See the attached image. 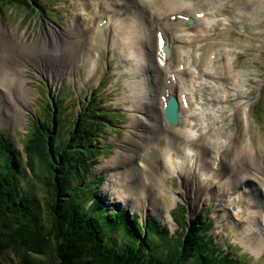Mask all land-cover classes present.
Listing matches in <instances>:
<instances>
[{
    "label": "rangeland",
    "instance_id": "obj_1",
    "mask_svg": "<svg viewBox=\"0 0 264 264\" xmlns=\"http://www.w3.org/2000/svg\"><path fill=\"white\" fill-rule=\"evenodd\" d=\"M97 1L106 0H38L36 4L30 0H0V27L6 30V32L0 31V59L3 61V65L9 67L11 74L16 75L17 73L15 70L18 69L16 64L19 63V57L23 61L25 58V64L28 69L24 71L25 74L23 78L25 82L21 85H25L31 90L30 96L28 94L26 101L23 103L25 111L20 121H13V119L5 121L3 119L0 120L1 135L4 137L8 136L10 148L13 150L12 152L10 151L11 149L4 150L0 147V170L7 171L14 163L17 165L16 171L19 185L25 193L39 199L46 193L50 196L51 193H53V188L47 183L48 172L46 169L50 167L47 157L45 161L44 156L40 157V164L29 168L25 163L27 158L26 154H23V159H21L20 156L19 150L24 147L23 144L27 143L32 133L29 122H31V120L38 121V119H44L41 125L47 126L51 120V115H49L50 109L52 110L51 114H53V108L55 107V119L58 120V122L53 124L56 130H59V134L57 137H55L56 133L53 134L54 139L52 140V144L54 145L55 143L64 141L72 126L73 120L78 117L77 113H79L81 107H84L85 103H87L86 99L88 96H92L93 92H96L93 96L94 99L92 103L96 105L99 104L96 108L102 107L101 113L97 112V114L107 112V115L102 114L103 118L97 119L98 122L102 123L100 125L101 129L99 130L101 136L96 135V137H92L97 140L93 143L100 152L98 153V159L92 163L91 170L90 167H81L82 157L76 160L72 157V159H70V165L72 167H75V165L77 166L76 170L72 168V173L76 172L74 181H72V179L68 181V178H62L63 174L60 171L57 172L58 180L63 186L68 184V189L79 188L77 200L82 201L84 204L82 210H91V208L94 207V209L101 214L100 218L105 217L109 221L112 219L113 221L115 220L114 222L117 223V226L113 225L111 229L107 228V230L111 235L110 238H112L115 243L119 242L123 244L124 234H122V229L125 228V226L130 225L131 227H135L137 225L136 222L133 223L130 219L134 211L140 214L139 219L142 223L145 222V219L148 217L154 218L161 225L172 227L170 231L173 232L177 228V224L170 218L171 214L169 217L167 212L173 207L175 208L178 203H184L187 205H183L186 209L185 215L189 217V220L194 218L197 213H200L206 218H208V216L211 218V233L215 236L217 245H221L222 243V248L231 250V253L238 257L237 262H245L244 264H264V196L262 195V188L258 187L257 184L254 185L256 183L254 180H251L247 185V180H242L239 183V177H233V172L225 165H220L221 167H215L213 165L212 167H214L215 170L212 171L213 168L210 167L212 163L208 164V162H211L212 153L210 157L207 156L208 162H204L203 168H195V171L191 173V178H186L183 172L182 174L179 173L180 171H178L174 165L171 169H165V171L162 172L166 180L164 183L165 185L163 184L158 187L150 188L146 186V191L149 190L146 195L142 193L143 190L136 191L137 188L141 186H138V184L145 178L144 173L146 167L142 168V166H140L139 158L131 155L128 157L125 156L124 153H129L128 149L134 146L131 140L138 137V134L142 132L152 133V128L148 126L147 121L153 119V117L157 118V115L164 113H161L160 106L156 104L157 99L155 96L159 90L157 87L159 81L157 78L156 80L158 82L154 80L155 75L151 64L153 62V57L150 55V51H148L146 45L149 36H154L156 31L152 24L151 26L149 25L152 21L149 19L147 20V17L150 18L151 14L149 10L143 9L144 4L141 0H130V2L133 3L132 6L129 7V9L126 8L128 10L122 18L116 19L124 24L125 31L127 26H131V28L127 29L128 33L124 35L125 38L123 40H118L123 41L126 47H128L127 49L116 44L114 42L116 39L112 41V34H116V31L112 30V28L108 26L109 24L100 25L101 20L99 22L101 26L99 33H101V35L100 38H98V42H96L98 52L97 50L92 51L93 54L92 56L90 55L91 57H84L85 63L83 66L80 61L82 56L79 57L78 62L80 66L75 75H64V77L60 78V74L58 75L59 79H56L55 83L51 84L52 80L46 78L43 72V76H41V70H39V68H34L33 63L26 58V49L20 47L21 41L23 43L25 42L23 38H25L26 42L29 44L28 47L35 45L40 39L43 40L44 38H47V44L53 42V39L56 38L61 39L62 37L64 40L71 39L73 38L72 32L67 29L70 24L74 22L76 23L74 32L77 34L74 37L76 39H82V35H84V38L88 41L89 30H87L85 34L82 29L86 31V28L93 27L92 24L89 25L90 19L93 17L95 18V23L93 22V24L96 26L97 21L102 19L106 12L103 7L97 4ZM260 1L259 3L254 0H220L214 4L215 2H211V0H181V2L187 6L194 5V9H207L213 7V9H217L222 7L223 13H225V22L228 24H226L224 32L211 40L214 44V47H212L213 50H211L213 52L216 51V54H218V61L225 64L227 55H221L219 52H225L228 49L232 60H236L235 70L243 74L245 80L247 77V81L243 85L241 84L237 91L232 93L237 96L228 94L231 96L230 100L232 101L226 102L230 104H224L223 106L229 108L230 111L227 117L224 114V118L219 119V122L217 118H215V120H209L208 108L212 105L214 109L212 110V115H215V113L216 115L219 114V112L217 113V109L221 107V103H217L215 99L220 96L224 90L219 92V88H217L216 91H214L209 86V88L207 87V89H205L206 93H203L204 90L199 91L197 93L199 107L204 105L203 102H205L206 98V103H208L204 106L208 120L203 121L202 119L205 116H200L202 117L200 118V124L204 122L203 126L206 128L208 127L207 122L209 127L213 128L218 126L222 120H224L225 127L231 124V130H238L239 139L237 141L240 142V150L245 154H248L249 149L244 145V141L249 142V135H251L252 145L255 142L257 146L262 143L261 153L264 152V110L262 113H259V111L264 108V87L261 89V84H264V21L262 20L264 18V0ZM121 3L122 2L114 3L112 7L108 8H111V10L113 9V13L114 11L118 13L122 5ZM245 3H248V7L252 6L253 10L247 11L244 7ZM130 10L136 11L130 12ZM120 14L118 17L121 16ZM192 15L190 16L191 18ZM72 18H74V22ZM177 19H180L179 16ZM193 21L195 23V16ZM133 22H135V28L134 25H132ZM146 22L148 24H146ZM222 22H224V20H222ZM117 24H119V21H117ZM147 25L150 26L149 30H146ZM185 26H187L186 23ZM217 28H220L219 25ZM216 29L211 27L209 34H217ZM192 33L193 32H191V34ZM128 34L130 38L135 41L131 47L128 45ZM42 40H40V43L43 42ZM94 41H96V39H94ZM61 42L63 43L62 39ZM197 45L201 47V44ZM192 46H195V44H190V46L187 45L185 48L179 49L182 56L184 55L185 59L189 60V63H192L193 56L196 57L197 62H201V57L199 58V55L201 56L202 53H205L207 58L210 48L204 51L201 50L200 47ZM18 47L20 49H18ZM196 48L199 49L197 50ZM12 51L16 52L14 53L15 55H11V53H13ZM77 52L81 53L82 51L79 49ZM83 53L84 52L81 54ZM16 56H18L17 59ZM57 57L59 56H52L49 60L41 58L38 65H44V68L48 69L49 73L55 74L57 66H59V63L55 60ZM208 58L210 57L208 56ZM201 65L202 64H198L194 68H206V66L203 65L201 67ZM194 68H192V71ZM216 69L222 70L220 66ZM216 69H212V71ZM157 71L156 73L160 74L158 69ZM197 71L198 69L195 73H197ZM180 78L182 79L179 74V84L181 82ZM183 83L182 87L188 84L186 82ZM138 89L140 91H138ZM240 91L246 93L244 99H240L244 97ZM140 94L143 95L142 98ZM52 95L54 97L50 98ZM138 96H140L141 99H139ZM78 98L80 100H78ZM98 98L100 99L98 100ZM136 99L140 100L137 102H142L140 106H137L138 103H135L136 101L134 100ZM82 102L84 104H82ZM144 103L146 106L142 107ZM238 105H244L245 109H247V118L242 111H237L235 107ZM81 115H79V117ZM62 117H64V120L60 121L59 119ZM164 118L165 117L162 115L158 118V122H161L162 125L168 123ZM246 126L248 127L246 128ZM45 129L46 127H44V130ZM227 129L229 128H226V130ZM34 130L39 132L35 127ZM159 134L161 133L157 131L155 137L153 136L154 143L157 142ZM129 137H131L130 140ZM108 142L111 144L104 146V149L101 148L103 144ZM69 150L74 152L78 151L72 144L69 146ZM168 150L169 149L163 152V160L166 159ZM16 151L19 152V156L16 154ZM182 152L183 153L177 154L178 160L180 159L179 157H181L178 161V165L183 164L182 157H184L186 153L184 149H182ZM171 153L176 155L174 152ZM192 155L193 153L190 156ZM185 156L190 157L189 154ZM148 157H150V155H148ZM249 158L251 163L250 166L249 164L248 166L249 169H251L253 165L255 167V160L250 156ZM156 159L158 160V166L162 169V160L158 155ZM217 160L220 164L219 158ZM52 165V168L54 166L61 168L62 164H60V162H54ZM201 170H205L207 174H210V171L213 173L217 171L215 172L218 174L217 177L219 175L224 176L219 179L222 182L225 181V185L220 187V190H217L222 184L218 179L216 180L217 184L214 186L215 188L205 189L208 186H197L198 179L206 178V176L200 172ZM93 171V176L85 174L86 172L93 173ZM64 173V175L68 176L70 171ZM196 174L197 179L194 177ZM84 175L86 179L82 183L81 178ZM97 175L102 176L104 179H96ZM179 175H181L180 180ZM128 176L130 177L126 178ZM233 178H235L237 182H235ZM89 179L92 180L89 182ZM186 183L189 185L187 186ZM160 187H163L162 189L168 191V193H164L163 190H160ZM236 187H239V189ZM122 189L125 193H129L126 199H123V195L125 196L124 193H118ZM232 190H238V192L232 197H229L226 193ZM137 196H139V199L135 200ZM85 197L87 198L83 200ZM180 206L182 205L179 204L175 208L176 213H182ZM258 210H260L256 217L258 220L253 224L250 223L248 218L253 212H258ZM122 211L127 214L124 215ZM255 243L256 245H254ZM9 254L12 256L9 255L12 259H10L8 255H0V264L17 263V257L12 252H9ZM187 264L197 263L193 259Z\"/></svg>",
    "mask_w": 264,
    "mask_h": 264
},
{
    "label": "bare ground",
    "instance_id": "obj_2",
    "mask_svg": "<svg viewBox=\"0 0 264 264\" xmlns=\"http://www.w3.org/2000/svg\"><path fill=\"white\" fill-rule=\"evenodd\" d=\"M141 1L144 4L143 9L145 8L149 10V13L151 14V17H150L151 19L147 17V20L149 19L152 21L151 23H149V25L151 26L152 24V26H154L155 31H156L154 33V36H149L148 42L146 44L148 51H150V55H152L153 57V62L151 64H152V70L154 71V75H155L154 80H156L157 78L159 81L158 82L156 80L158 82L157 87L159 89L155 96V98L157 99L156 104L160 106L161 113L164 112V109H163V104L165 101L164 97H167L168 95L172 93H176L177 91H180L179 92L180 95L185 93V97L186 99H188L190 110L184 108L183 104L182 105L180 104V108H179L180 116H179V123H178L179 125L177 124L178 126L177 125L171 126L168 123L166 125H162L161 122H158V118H160L161 115L165 117L164 119H166L165 113H162L161 115L160 114L157 115V118L153 117V119H149L147 122H148V126L152 128V131H151L152 133L142 132L138 134V137L131 140V143L134 145L132 146L133 149L132 148L128 149L127 147L129 153L125 152L124 153L125 156L129 157L131 155L136 158H139V161L141 164L140 166H142V168L146 167V170L144 173L145 178H143L142 182L138 184V186L139 185L141 186L140 188L138 187L136 191L143 190L142 193L146 195V193L149 191V190L146 191V186L147 188L148 187L150 188V187H158L159 185H163L166 182V180L162 172H164L165 169H171V167H173L174 165L178 169V171H180L179 173L182 174L183 172L184 173L183 175H186V178H191V173L195 171V168L196 167L203 168V164L204 162H206L205 157L209 153H213V155L215 154L214 159L217 160L219 158L221 162L218 167H221L220 165H223V166L225 165L226 167H228V169L231 170V172H233L232 173L233 177L234 176L239 177L238 178L239 183L242 180H247L248 181V183H246L247 185L251 182V180H254L256 182L254 185L257 184L258 187L262 188V195L264 196V152L261 153L262 143L259 146L256 145V142L253 143L252 145L251 144L252 139H250V142H245L244 145L249 149L248 154H245L240 150V142L237 141L239 139L237 129L236 130H231V129L226 130L227 127H225L224 122H223L224 120H222V122H220V125L216 126L215 128L209 127V130L207 131L203 130V128L199 126V123H200L199 120L201 117H199L194 112V103L192 99L194 95L192 93L193 92L192 88H190L191 86L192 87L195 86L196 89L199 91H202L203 89H207V87H209L205 84L206 83L205 81H209L210 84L213 83V84L222 86L225 89V91L227 90V93L216 97L215 100L216 102L223 104V103L232 101L230 100L231 96L228 94H232L233 92L237 91V87L240 86L243 83V81H245V79L240 78L239 75L234 72L235 62L231 60L232 58L230 57L228 51L219 52L221 55L222 54L227 55L226 56L227 61L225 62V64L218 61L217 59L218 54H215V59H212L210 57L212 54V52L210 51L213 50L212 47H214V44L211 41L212 39L209 38L208 31H210L211 27L215 26V24L211 23L210 25H208V24H205L204 22H208L209 21L208 19L211 16L216 17L220 15V13H223L222 7L218 8V10L208 11L207 9L205 10L194 9L195 7L194 5L187 6L186 4H183L181 0H141ZM219 1L220 0H211V2H215L214 4H216ZM254 1H257L259 3L261 2L260 0H254ZM118 2H122L121 3L122 5L120 4L121 8L118 10L119 11L118 13L117 11H114L113 13L112 12L113 9L111 10V8H108V7H112L114 3H118ZM97 4L103 7L106 11L103 15V18H106L105 24L106 25L109 24L108 26H110L112 30L116 31V34H112V41L116 39L114 41L116 44L121 45L127 49L128 47H126L125 43H123V41H118V40H123L125 38L124 35L128 33L127 29L131 28V26H127L126 31H125L124 24H122L120 20H116V19L122 18V16L127 12L129 7H131L133 3H131L130 0H106V1H97ZM123 10L125 11L121 13ZM136 10H130V12H135ZM200 11H204L203 18L197 19L195 17V23L190 28H187V27L184 28L183 25H185V21L182 19H177L178 16H183V15L188 16L190 15V13L194 15V13L200 12ZM119 14L121 15L120 17H118ZM172 16H175L176 19L171 20ZM101 20L102 19L98 20L96 26H94L93 22L95 23V18L93 17L90 19V24H89V25L92 24L93 27L86 28V31L82 29V31L85 34L87 30H89L88 41L86 40V38H84V35L82 34H81L83 36L82 39L81 38L76 39L74 37L77 35L74 32L76 23L74 22V18H72V21L74 23H71L67 30H70L72 32L73 38L64 40L61 37V39L63 40V43L61 42L60 38L59 39L56 38V39H53V42H50L48 44H47V38H44L43 40L40 39L43 42L40 43V40H39V42H37L35 45L31 47H28L29 44L26 42L25 38H23V40L25 41L24 42L25 44L21 41L20 47L23 49H26L25 51L26 58L33 63L34 68H37V69L39 68V70H41V76H43L44 74L46 78H49L52 80L51 84H54L55 80L59 79L58 75L60 74H61L60 78L64 77V75L73 76L76 74V71L79 69V66H80L78 62L79 57L82 56L80 61H81V65L83 66L85 63L84 57L86 56L91 57L93 54L92 51L97 50L98 52V46L96 42H98V38H100V35H101V33H99V30L101 29L99 22ZM117 21H119V24H117ZM219 22H222V20H218L217 18L215 23H219ZM146 24L148 23L146 22ZM132 25H134V28H135L136 26L135 22H133ZM149 25H147L146 30H149V27H150ZM0 31L6 32V30L2 27H0ZM157 32L160 33V35L164 39L165 43L167 44L171 52L170 58L168 60H165L164 66H161L163 59L161 58V51L159 50V35L157 34ZM190 32H193V33L190 34ZM128 38H129L128 45L129 47H131V45H133L135 41L130 38L129 34H128ZM94 39H96V41H94ZM190 44H195V45L201 44V47L200 45L199 47L201 50H204V51L207 48H210L208 51L207 58H206L205 53H202L201 56L199 55V58L201 57L200 59L202 63L200 61L197 62L196 57L193 56V59H192L193 67H195L198 64L199 65L202 64L201 67L203 65L206 66V68H203V67L199 68L197 66L198 67L197 73L187 70V65L189 63V60L185 59L184 55L182 56L181 52L179 51V49H183V46L190 45ZM18 49L20 48L18 47ZM79 49H81V51L84 53L83 54H81L82 52L78 53L77 51ZM196 49L198 50L199 48H196ZM3 53H6V52H3ZM14 53L16 52L11 53V55H15ZM52 56H59L55 59L59 63V66H57V70L55 74L49 73V70L45 69L44 65L42 64L38 65L41 58H45L49 60L50 57ZM208 56L210 58H208ZM17 58L18 56H16V59ZM18 62L19 63L16 64V67L18 69L15 70L17 74L12 75L9 67L7 65H3V61H1L0 59V120L3 119L5 121L8 119H13V121L14 120L20 121L24 116L25 110L23 108V103L26 101L28 94L30 96L31 90L25 85L24 86L21 85L22 83L25 82V79L23 78L25 74L24 71L28 69V67L25 64V58L23 61L19 57ZM182 63L184 64V69L181 71V70H178V66L179 64H182ZM174 66L175 68L172 69V67ZM219 66L222 68V70L216 69ZM157 69L159 70L160 74L156 73L158 72ZM161 69H162V72H161ZM212 69H216V70L212 71ZM172 71L177 72L178 76L180 74V76L182 77V79L180 78L181 79L180 84L178 82V85H177V82L173 81L174 74ZM182 73L185 74L184 77L182 76ZM182 82H186L189 85L186 84L184 87H182L181 86ZM212 86H215V85H212ZM211 88L214 91H216L217 89V87H211ZM138 91L140 90L138 89ZM233 95H236V94H232V96ZM142 96L143 95H141V98ZM138 97L139 99H141L140 96ZM134 101H136L135 102L136 104L138 103L137 106H140L142 104V102H137V101H140L138 99ZM205 104H208V103H205ZM144 106H146L145 103L142 105V107ZM224 108L225 107H221V109L223 110L220 112V119L224 118V114H225ZM53 109L54 111H53L52 117L54 118L56 114L55 107ZM50 113H52L51 109H50ZM200 114H201V111H200ZM188 117H192V122H188ZM208 117L210 120L211 119L215 120L216 118L213 115L212 116L209 115ZM41 121H44V119L43 120L38 119V121L31 120V122H29V127L30 125L31 127L34 125L39 126V123ZM186 126H187V129H186ZM157 131H159L161 134H159L157 142L154 143L153 136L155 137V134L157 133ZM190 131H195L196 134L193 136L191 135ZM250 138H251V135H250ZM130 139L131 137H129V140ZM180 145H182V147ZM187 147H189L193 151V155L190 157H187L185 156L186 154L185 155L183 154L184 155V157H182L183 164L178 165L177 154L183 153L182 149L185 150ZM167 149L169 150L167 151L168 154L166 155V157L168 156L169 160H170L169 156L172 154L171 152H174L176 154L174 155L175 159L173 160V157H172L171 162H168L167 159L163 160V156H164L163 152ZM219 154H222V155L220 156ZM148 155H150V157H148ZM157 155L163 162V164H161V166H163L162 169H160V166H158V160L156 159ZM217 155H219L218 158H216ZM249 156L255 160V167L253 165L251 168L253 170L249 169V166L251 163ZM179 158L181 159V157ZM211 168H213L212 171L215 170L214 167H211ZM212 171H210L211 172L210 174H207V177L205 179H198L197 186L199 187L208 186L205 189L215 188L214 186L217 184L216 180H218L219 178H223L224 176L219 175L217 177L218 174L215 173L217 171H215L214 173ZM112 175H115V174H112ZM129 177L130 176L126 178H129ZM233 179L235 182H237L235 178ZM219 181L220 183L222 182L220 179ZM223 185H225V181L222 182V184L218 187L217 190H220L221 189L220 187H222ZM162 188L160 190H163L164 193H168V191H165ZM118 193L125 194V196L123 195L124 197L123 199H126L128 197L127 194H129V193H125L123 189L119 191ZM183 193H184V190H183ZM138 199H139V196H137V199L135 198V200H138ZM259 212L260 210H258V212H253L251 214V216L248 218L250 220V223L253 224L254 222L258 220V218L256 219V217L258 216ZM256 243L254 245H256Z\"/></svg>",
    "mask_w": 264,
    "mask_h": 264
},
{
    "label": "trees",
    "instance_id": "obj_3",
    "mask_svg": "<svg viewBox=\"0 0 264 264\" xmlns=\"http://www.w3.org/2000/svg\"><path fill=\"white\" fill-rule=\"evenodd\" d=\"M30 1L36 4L38 0ZM84 109H89V113H78L81 116L73 120L66 139L54 145L53 134L56 133L55 137L59 134L53 125L58 122L55 116L53 118L50 113L47 126L41 125L43 121L39 123L41 126L34 125L39 132L30 125L32 133L23 144L27 156L25 163L29 168L35 167L40 164V157L44 156V161L47 157L50 163L46 169L47 183L53 188L50 196L46 193L39 199L25 193L19 185L17 165L13 162L7 171L0 170V255L9 256L12 252L17 257L16 264H187L193 259L197 264L245 263L237 262L238 257L222 248V243L217 245L209 216L197 213L189 220L184 206H180L182 213L173 217L179 224L174 233L154 218L148 217L142 223L140 214L134 211L130 219L137 225L121 228L123 244L115 243L107 230L117 226L115 220L100 218L101 214L94 207L82 210L84 204L77 200L79 188L68 189V184L63 186L58 180L57 172L60 171L62 178L74 181L76 172L73 174L72 168L76 170L77 166L70 165L72 157L75 160L82 157L81 167L92 170V163L97 160L95 154L100 153L93 143L97 140L92 137L100 135L102 123L97 119L103 117L97 111L101 108L88 104ZM1 134L0 147L10 150L8 136ZM71 144L78 151L69 150ZM54 162H60L61 168H52ZM69 171L68 176L64 175ZM85 174L91 176L92 173ZM85 179L84 175L82 183Z\"/></svg>",
    "mask_w": 264,
    "mask_h": 264
},
{
    "label": "snow or ice",
    "instance_id": "obj_4",
    "mask_svg": "<svg viewBox=\"0 0 264 264\" xmlns=\"http://www.w3.org/2000/svg\"><path fill=\"white\" fill-rule=\"evenodd\" d=\"M161 43H163V41H161Z\"/></svg>",
    "mask_w": 264,
    "mask_h": 264
}]
</instances>
